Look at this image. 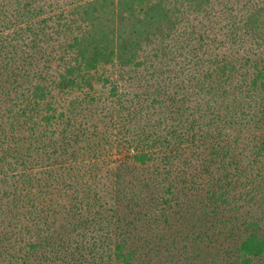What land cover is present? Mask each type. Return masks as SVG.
<instances>
[{"label": "trees", "instance_id": "trees-1", "mask_svg": "<svg viewBox=\"0 0 264 264\" xmlns=\"http://www.w3.org/2000/svg\"><path fill=\"white\" fill-rule=\"evenodd\" d=\"M0 264H264V0H0Z\"/></svg>", "mask_w": 264, "mask_h": 264}, {"label": "rangeland", "instance_id": "rangeland-1", "mask_svg": "<svg viewBox=\"0 0 264 264\" xmlns=\"http://www.w3.org/2000/svg\"><path fill=\"white\" fill-rule=\"evenodd\" d=\"M114 79L115 80H117L115 77H114ZM96 88L97 89H99V90H101V91H108V90H104V87L102 86V85H99V84H97L96 85ZM58 93H57V91L55 92V95H56V98H59V100H62L63 99V97H61L60 95H57ZM34 99V98H33ZM94 110H96V109H94ZM98 111H100V110H98ZM121 154V155H120ZM127 155V153L125 152V153H114V154H112V156H111V158H110V161H113V162H115V161H117V163L115 164V165H117L118 164V160H120L119 158H125V156ZM118 157V158H117ZM118 159V160H117ZM108 163H109V161H108ZM112 164V162H110V164H108V165H105L104 164V167H103V169L101 170V173L102 174H107V172H108V168L110 167V165Z\"/></svg>", "mask_w": 264, "mask_h": 264}]
</instances>
